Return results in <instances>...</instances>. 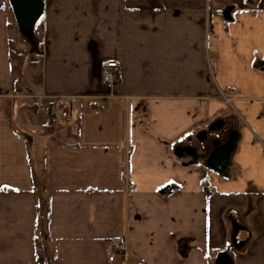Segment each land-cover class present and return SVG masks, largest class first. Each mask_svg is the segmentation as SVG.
<instances>
[{
  "label": "crops",
  "instance_id": "obj_1",
  "mask_svg": "<svg viewBox=\"0 0 264 264\" xmlns=\"http://www.w3.org/2000/svg\"><path fill=\"white\" fill-rule=\"evenodd\" d=\"M39 1L20 93L0 0V264H264V0Z\"/></svg>",
  "mask_w": 264,
  "mask_h": 264
},
{
  "label": "rangeland",
  "instance_id": "obj_2",
  "mask_svg": "<svg viewBox=\"0 0 264 264\" xmlns=\"http://www.w3.org/2000/svg\"><path fill=\"white\" fill-rule=\"evenodd\" d=\"M13 20V17H12ZM11 29L10 47L12 53V68H13V85L14 89L20 93H27L31 84L35 82V78L39 72L41 48H40V24L33 28L31 32L24 33L20 25ZM58 123L52 121L51 131L57 136L58 133H64V128L59 127ZM62 132V133H61ZM59 134V135H60Z\"/></svg>",
  "mask_w": 264,
  "mask_h": 264
},
{
  "label": "built area",
  "instance_id": "obj_3",
  "mask_svg": "<svg viewBox=\"0 0 264 264\" xmlns=\"http://www.w3.org/2000/svg\"><path fill=\"white\" fill-rule=\"evenodd\" d=\"M119 65L116 61H104L101 64L102 81L111 85L118 82ZM40 108H44L43 103H39ZM49 115L54 121L61 120L65 115V110L60 104H52L46 108ZM124 243L119 240H110L107 243L108 260L113 261L116 254H121L124 251Z\"/></svg>",
  "mask_w": 264,
  "mask_h": 264
},
{
  "label": "water",
  "instance_id": "obj_4",
  "mask_svg": "<svg viewBox=\"0 0 264 264\" xmlns=\"http://www.w3.org/2000/svg\"><path fill=\"white\" fill-rule=\"evenodd\" d=\"M19 25L24 33L32 30V25L41 10L39 0H10Z\"/></svg>",
  "mask_w": 264,
  "mask_h": 264
},
{
  "label": "trees",
  "instance_id": "obj_5",
  "mask_svg": "<svg viewBox=\"0 0 264 264\" xmlns=\"http://www.w3.org/2000/svg\"><path fill=\"white\" fill-rule=\"evenodd\" d=\"M12 53L13 52H11V50H10V59L11 60H12ZM34 245H35V251L37 254V258H38L39 262L42 263V261H43V245H42L41 240L37 236H35Z\"/></svg>",
  "mask_w": 264,
  "mask_h": 264
}]
</instances>
